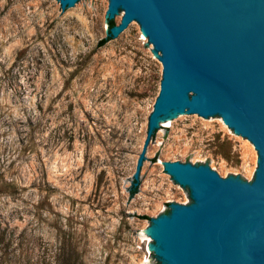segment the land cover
<instances>
[{
    "label": "rangeland",
    "instance_id": "rangeland-1",
    "mask_svg": "<svg viewBox=\"0 0 264 264\" xmlns=\"http://www.w3.org/2000/svg\"><path fill=\"white\" fill-rule=\"evenodd\" d=\"M88 3L61 13L56 0H0V264H58L62 246L78 264H147L135 235L147 220L125 213L154 219L163 203H188L160 162L192 154L222 178L252 179L249 141L220 118L177 115L150 140L146 159L159 150L158 161H144L127 203L161 63L136 22L95 49L108 0Z\"/></svg>",
    "mask_w": 264,
    "mask_h": 264
},
{
    "label": "water",
    "instance_id": "water-1",
    "mask_svg": "<svg viewBox=\"0 0 264 264\" xmlns=\"http://www.w3.org/2000/svg\"><path fill=\"white\" fill-rule=\"evenodd\" d=\"M56 1L61 13L80 2ZM120 13V22L108 28ZM132 22L147 38L143 49L152 45L161 79L132 182L124 181L131 182L127 203L144 161H158L159 150L146 159L150 140L154 144L158 128L164 140L169 127L160 124L177 115L220 118L256 151L249 182L239 174L222 178L208 158L191 164L192 154L185 163L160 162L188 203H163L154 219L125 213L147 220L145 230L132 231L140 242L147 239V264L153 258L156 264H264V0H108L106 37L95 49Z\"/></svg>",
    "mask_w": 264,
    "mask_h": 264
},
{
    "label": "trees",
    "instance_id": "trees-1",
    "mask_svg": "<svg viewBox=\"0 0 264 264\" xmlns=\"http://www.w3.org/2000/svg\"><path fill=\"white\" fill-rule=\"evenodd\" d=\"M114 21L108 22V28L114 26ZM110 39V38H109ZM107 40H103L100 45H103ZM138 191L137 186H132L130 189V195L134 196ZM58 264H78V258L76 252L72 249L67 251L63 246L60 248V252L58 254Z\"/></svg>",
    "mask_w": 264,
    "mask_h": 264
},
{
    "label": "bare ground",
    "instance_id": "bare-ground-1",
    "mask_svg": "<svg viewBox=\"0 0 264 264\" xmlns=\"http://www.w3.org/2000/svg\"><path fill=\"white\" fill-rule=\"evenodd\" d=\"M224 124V123H223ZM167 126H171L170 125V122L169 123H164L163 125H162V127H167ZM146 229V227L143 229V230H145Z\"/></svg>",
    "mask_w": 264,
    "mask_h": 264
}]
</instances>
